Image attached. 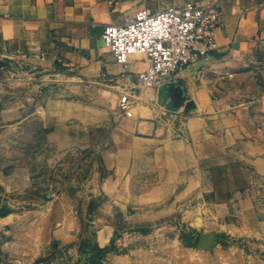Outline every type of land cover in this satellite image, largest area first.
Instances as JSON below:
<instances>
[{"label": "rangeland", "instance_id": "rangeland-1", "mask_svg": "<svg viewBox=\"0 0 264 264\" xmlns=\"http://www.w3.org/2000/svg\"><path fill=\"white\" fill-rule=\"evenodd\" d=\"M189 66L180 103L0 63V264H264V59L233 47Z\"/></svg>", "mask_w": 264, "mask_h": 264}, {"label": "crops", "instance_id": "crops-1", "mask_svg": "<svg viewBox=\"0 0 264 264\" xmlns=\"http://www.w3.org/2000/svg\"><path fill=\"white\" fill-rule=\"evenodd\" d=\"M188 1L0 0V63L43 59L83 69L90 76L135 82L148 66L147 57L135 54L126 65L117 62L103 40L106 25L128 23L143 8H181ZM193 1L220 14L219 49L214 54L242 47L264 59V0Z\"/></svg>", "mask_w": 264, "mask_h": 264}, {"label": "built area", "instance_id": "built-area-1", "mask_svg": "<svg viewBox=\"0 0 264 264\" xmlns=\"http://www.w3.org/2000/svg\"><path fill=\"white\" fill-rule=\"evenodd\" d=\"M220 24L214 7L190 0L181 8L140 9L128 23L106 25L102 36L119 63L126 65L132 55H145L148 66L137 79L158 88L176 82L180 69L219 49L216 34ZM134 101L128 93L120 98L128 116H132Z\"/></svg>", "mask_w": 264, "mask_h": 264}, {"label": "water", "instance_id": "water-1", "mask_svg": "<svg viewBox=\"0 0 264 264\" xmlns=\"http://www.w3.org/2000/svg\"><path fill=\"white\" fill-rule=\"evenodd\" d=\"M162 91L166 97H169V95H173L174 98H181V102H184L186 100V92H184L183 88L178 85L176 82L163 85L161 86ZM209 239L206 235L203 236V239L201 241V246H208Z\"/></svg>", "mask_w": 264, "mask_h": 264}, {"label": "bare ground", "instance_id": "bare-ground-1", "mask_svg": "<svg viewBox=\"0 0 264 264\" xmlns=\"http://www.w3.org/2000/svg\"><path fill=\"white\" fill-rule=\"evenodd\" d=\"M189 67H190V66H189ZM189 67L186 68V69H183V72H182V73H183L184 75H186V74L189 72V69H190ZM180 71H181V69L179 70L178 74H180ZM180 75H181V74H180ZM150 88H151V87H150ZM154 89H157V90L159 89V91H160L162 88H161V87H158V88H154ZM148 91H149V90H148ZM121 92H122V93H125V94H127V93L129 94V91H127L126 88H124V90H122ZM142 93H143V92H142ZM163 95H164V93H163ZM164 96H165V95H164ZM133 97H136L137 99H141L140 96H138V95H132V98H133ZM144 99H145V98H144ZM146 100H147V99H146ZM146 100H145V101H146ZM131 111H132V110H131Z\"/></svg>", "mask_w": 264, "mask_h": 264}]
</instances>
